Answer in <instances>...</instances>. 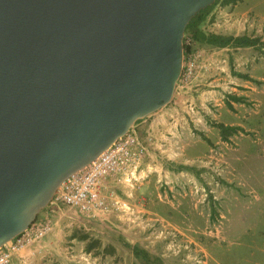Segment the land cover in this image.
Returning a JSON list of instances; mask_svg holds the SVG:
<instances>
[{
  "label": "water",
  "instance_id": "obj_1",
  "mask_svg": "<svg viewBox=\"0 0 264 264\" xmlns=\"http://www.w3.org/2000/svg\"><path fill=\"white\" fill-rule=\"evenodd\" d=\"M221 0H0V254L173 100Z\"/></svg>",
  "mask_w": 264,
  "mask_h": 264
},
{
  "label": "rangeland",
  "instance_id": "obj_2",
  "mask_svg": "<svg viewBox=\"0 0 264 264\" xmlns=\"http://www.w3.org/2000/svg\"><path fill=\"white\" fill-rule=\"evenodd\" d=\"M213 16L204 27L208 32L264 41V0L219 6ZM190 61L192 79L186 75L159 112L173 111L169 123L190 129L191 135L184 133L190 138L184 137V146L151 150L155 171L131 201H139L133 222L126 226L120 216L88 220L65 207L52 214L68 218L78 236L115 250L112 256L87 253L84 241L74 246L77 259L69 264H142L123 241L162 264H264V54L253 48L197 49ZM218 124L243 132L223 141ZM198 141L203 144L193 157L188 152ZM182 165L195 171H172ZM193 186L205 188L204 202Z\"/></svg>",
  "mask_w": 264,
  "mask_h": 264
},
{
  "label": "built area",
  "instance_id": "obj_3",
  "mask_svg": "<svg viewBox=\"0 0 264 264\" xmlns=\"http://www.w3.org/2000/svg\"><path fill=\"white\" fill-rule=\"evenodd\" d=\"M151 137H148V142ZM143 143L135 131L126 135L117 145L95 161L90 167L75 177L67 180L54 197L60 206L72 209L86 219L105 216L122 217V222H133V212L137 209L138 200L134 193L139 191L143 183L153 171L151 149ZM154 142V140H153ZM152 142V143H153ZM194 193H199L203 202L206 198L205 188L193 186ZM201 201V200H200ZM45 215L5 252L0 254V264H12L15 256L24 248H32L38 253L43 247L45 236L52 232V214Z\"/></svg>",
  "mask_w": 264,
  "mask_h": 264
},
{
  "label": "crops",
  "instance_id": "obj_4",
  "mask_svg": "<svg viewBox=\"0 0 264 264\" xmlns=\"http://www.w3.org/2000/svg\"><path fill=\"white\" fill-rule=\"evenodd\" d=\"M192 70L193 62L190 61L187 75L191 79L193 75ZM239 86L247 87L246 85ZM237 96H239V94ZM191 108L192 106L189 107V109ZM171 114H173V111L169 109L164 113L153 115L139 123L133 131L136 132L138 137L145 144V141L148 142V137H151V141L147 144L151 150L156 148L159 149L167 144H169L168 146L174 145V147L175 145H183L182 142L190 138V129L188 130L184 125L170 124L168 119ZM183 129H185V132H183ZM187 130L190 134L189 136L187 135L188 138H186L184 134L187 133ZM202 144V141H198L197 144L192 145L194 148L190 149L188 154L194 157L200 150ZM161 152L160 150V153ZM167 154L170 156L171 153L167 152ZM151 157L155 160L153 152ZM185 162H188V160L186 159ZM186 171L194 172L195 170ZM139 191H136L134 196L137 195ZM52 222V232L45 236L42 249L38 253H34L32 248H24L19 252L18 256H15L12 260V264H69L77 259L75 255L77 251L74 250V246L77 247L78 243H84V241L80 240L78 234H76L77 232L73 230L74 226L70 225L71 222L66 217L53 218ZM67 231H69V233H66Z\"/></svg>",
  "mask_w": 264,
  "mask_h": 264
},
{
  "label": "trees",
  "instance_id": "obj_5",
  "mask_svg": "<svg viewBox=\"0 0 264 264\" xmlns=\"http://www.w3.org/2000/svg\"><path fill=\"white\" fill-rule=\"evenodd\" d=\"M239 0H221L220 7L223 8L229 5H235ZM208 10L201 11L192 22L188 25V39H189V55L194 53L197 49L204 50H221V49H238V48H253L258 51L263 52L264 54V41H261L260 38H252L246 35L234 36V35H223L216 34L206 31L202 28V23L205 20V17L208 15ZM214 16L209 19V23H212ZM233 75H238L246 80L248 77L240 75L233 72ZM229 99L237 103H242L243 98L237 97L234 95H228ZM228 105V104H227ZM230 107V105H228ZM220 132V137L223 141H227L229 136L237 134V132H243L242 128L234 126H226L223 124L215 125ZM180 170H193L189 167L180 166L177 169H172V171ZM211 212L214 215L215 210L211 208ZM80 240L85 241V252L89 253L93 251L94 255H114L115 250L112 246L102 247L99 240L91 239L88 235L83 234L79 236ZM123 245L131 250L132 256L134 259L139 260L142 264H162L161 260L156 257H152L145 250L141 249L136 245H129L123 241Z\"/></svg>",
  "mask_w": 264,
  "mask_h": 264
}]
</instances>
